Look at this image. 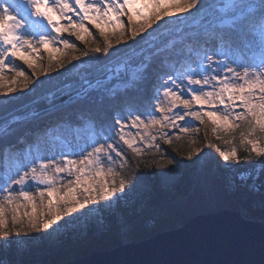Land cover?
Instances as JSON below:
<instances>
[{"label": "snow or ice", "instance_id": "obj_1", "mask_svg": "<svg viewBox=\"0 0 264 264\" xmlns=\"http://www.w3.org/2000/svg\"><path fill=\"white\" fill-rule=\"evenodd\" d=\"M3 2L4 0H0V4ZM163 2L164 0H19L17 3L16 0H7L8 6L2 7L0 12V44L3 45V49L0 50V88L4 83L2 78L12 71L16 73L13 82L22 76L25 80L29 79L23 71L12 67V59L23 60L31 54L25 51V48L33 49V44L24 37L22 29H30L33 34L38 35V44L44 48L62 44L64 48L74 49L73 43L67 39L60 40L59 37L67 33L76 40H82L81 34L86 33L95 40L88 27L92 25L100 31L101 37H104V45L101 47L98 44L91 51L93 54L103 52L107 56L112 45L105 36L106 29L111 28L115 32L124 28L126 25L121 19L122 16L128 15L130 25L133 16L143 18L145 9L150 6L159 7ZM197 5L198 0H191L188 5L178 4L177 8L180 13H190L191 9H197ZM226 7L237 10L251 8L252 5L227 0ZM258 7L260 39L249 63H241L239 59L232 58L228 47L232 37L222 32L215 33L213 30L216 24L209 20L201 26L202 33H192L184 38L190 45L189 52L192 55L185 58L186 67L183 71L173 70L172 74L164 75L156 71L152 74L155 83L148 107L144 111L128 107L126 118H122L119 111H116L114 123L101 121L99 131H93L92 127L96 123L93 108L98 102L89 95L94 89L100 88L99 82L92 85L85 81L76 91H72L70 85L65 86L68 89L64 91L67 99H61L59 105L53 104V110L70 103L86 102L89 112L87 130L90 134L82 143L65 144L64 148L68 151L59 153L63 157L62 160L47 157L49 163L41 159L37 164V158L30 159L25 156L22 160L14 161L7 171H0V195H3V199L0 200V230H3L0 231V239L9 236L5 230L8 226L6 210L14 212L11 219L13 225L23 223L20 220V209L23 207L24 216L28 220L27 226L33 230L38 226L44 229L51 228L52 232H56L63 226L55 223L62 220L61 212L69 215L79 212L80 216H84L86 213L81 211L83 209L94 211L97 206H104L110 201L120 199L126 187L127 190H131L140 177L129 180L116 169V175L122 177L119 179L118 187H108L107 179L103 185L90 181L93 178L99 181L105 166L110 175L114 171L113 165L119 164L121 168L126 166L123 146L135 155L146 154L153 148L161 151L160 145L156 143L157 135L150 134L147 130L150 128L158 126L159 137L163 139L164 144H169L172 139L170 133L173 130L178 133L189 132V119L203 124L207 118L213 125L212 130L217 134V139H223L226 144L236 145L228 151L215 148L214 145H206L215 148L225 166L231 167L242 163L238 149L248 156L254 154L256 157L264 158V143L261 142V138L264 137V0H261ZM164 11L170 13L171 9ZM154 17L156 21L162 18L160 12L154 13ZM187 18L183 17L185 20ZM235 19L239 17L224 20L220 26L230 25ZM45 27L56 35L51 39L47 38ZM152 27L151 21L146 24V28ZM143 30V27L139 29L130 27L128 33L130 39L135 41ZM124 35V32H119L121 38ZM209 38L219 42V48L211 55L204 47ZM121 43L122 40L117 39V45ZM56 50L59 51V47H56ZM81 56L88 57L89 52H83ZM213 56L217 57L215 61ZM221 57L223 59H220ZM73 59L80 58L74 56ZM136 71L137 69H133V80L141 78L135 75ZM229 73L231 75H228ZM236 80L240 83H235ZM14 91L15 88L7 89V92ZM156 113L160 115L157 116ZM133 128L137 129L135 134L130 132ZM164 128L168 131H163ZM191 130L198 132L199 127L192 126ZM219 132H223L225 136L221 137ZM168 163L171 164L173 161L169 160ZM261 164L264 165V159H261ZM50 169L54 171L52 176L48 174ZM64 177L72 179H67L66 183L61 184L60 180ZM111 183L115 184L116 181L113 180ZM34 186L40 190L33 193ZM69 196L72 197L70 201L66 199ZM45 197L48 210L42 212L37 219L27 209L31 208L32 212H35L37 203L42 202ZM13 200L19 201L15 208ZM54 200L60 201L56 204V211H52ZM48 217H51L55 227L49 223ZM72 219L76 217L72 216ZM68 223L69 221H64V225Z\"/></svg>", "mask_w": 264, "mask_h": 264}, {"label": "trees", "instance_id": "obj_2", "mask_svg": "<svg viewBox=\"0 0 264 264\" xmlns=\"http://www.w3.org/2000/svg\"><path fill=\"white\" fill-rule=\"evenodd\" d=\"M225 2L226 0H198L197 9H193L186 20L183 17L165 18L161 23L162 25L160 24L161 26L156 25L148 31L141 32L135 41L129 36L126 42L119 45L110 42L112 47L107 56L103 52L93 54L91 50L96 45H91L80 52H73L71 57L61 61L53 60L50 55L47 56L46 71L43 75H38L39 81L32 85L28 93L6 95L0 98V153L5 144L14 142L29 131L39 130L43 124L55 118L67 119L70 123L88 122L89 112L84 101L62 105L53 110V104L59 105L61 99H67L64 96V91L68 90L65 86L70 85L71 90L76 91L83 86L85 81L92 85L99 82L100 88L94 89L89 94L98 102L93 108L95 127L98 130H100L101 121L114 123L113 117L116 111H119L121 116L128 107L144 111L150 102V89L155 83V77L152 74L159 71L160 75H164L169 72L166 63L176 65L184 60L187 51L185 45H188L184 38L192 33H202L201 26L209 20L214 22L215 17H219L221 14L228 16L231 20L237 16L239 19H235L230 25L225 24L222 27H216L214 32L230 35L238 51L250 58L257 45L256 33H251L250 27L255 26L260 20L258 6L261 0H254L250 3L243 0L237 1L236 3L245 5L252 4V7L245 13L234 16L230 13L231 8H226ZM166 21L169 22L166 23ZM103 45L104 42H101L100 46ZM157 50L159 51L157 52ZM83 52H89V56H81ZM150 52L157 54L149 55ZM188 54L191 53L188 52ZM74 56L80 59L74 60ZM123 63L128 65L131 63L133 68L136 67L135 64L137 66L139 63L142 64L143 69L136 75L141 78L133 80L125 71H116L115 67ZM119 80L123 82L119 83ZM178 143L176 145H181ZM120 144L122 145V143ZM123 151L127 164L120 169V172L129 180L140 177L131 190H127L126 187L125 192L127 194L131 193L132 196L136 197H141L140 194H144L149 200L147 203L150 205L162 200H158L160 197H165L166 200L169 196L170 199L176 196L175 192L177 193L182 183L180 179L182 175L176 170L174 164L168 163L171 158L157 150L135 155L126 146H123ZM212 152H207L212 154L211 156H205L204 164L208 167V173L203 176V178L205 177L204 180L202 181V178L198 183L200 189H196V194L191 195L186 200V204L173 209L172 214L159 217L157 220L159 224L175 228L199 214L219 211L228 206L236 207L242 202L251 205L252 202L257 204L262 199L264 200V165L261 164L260 158L254 154L248 156L247 153L238 149L242 163L234 165V170L230 168L223 170L214 148ZM212 157L213 159H211ZM216 162V171L213 173L209 171V166L214 167ZM257 168L260 169L257 181L262 189L261 195L254 198L250 195L228 198L226 192L220 187L219 182L221 181L219 180L222 178L226 180L231 176L236 181V176L239 173L251 172ZM113 232L110 231L109 237L104 240L96 241L93 239V241H88L79 250L76 249L67 253L56 251L47 259V262L48 264H59L82 257L92 250H97V248L106 250L117 246L119 243ZM68 254L71 257L65 260L64 257L65 255L69 256ZM6 264L27 263L20 259H9Z\"/></svg>", "mask_w": 264, "mask_h": 264}, {"label": "rangeland", "instance_id": "obj_3", "mask_svg": "<svg viewBox=\"0 0 264 264\" xmlns=\"http://www.w3.org/2000/svg\"><path fill=\"white\" fill-rule=\"evenodd\" d=\"M165 1L166 0H164V2ZM174 1H180L184 5H188L191 2V0ZM237 1L240 0H233V2L235 3ZM243 1H247L246 3H250L254 0ZM16 2L19 3V0H16ZM225 4H227V0ZM5 6H8L7 0H4V2L0 4V10H2V7ZM176 6L170 8V13L155 10L154 13H161L162 18L160 21L155 20L154 14L146 17L143 16V18L133 16L129 25L128 15L126 14L121 17L126 26L124 28L118 29L115 32L111 28L106 29L105 36L108 38L109 42H114L116 44L117 39H121L122 43H124L129 38L128 33L130 27L137 29L143 27V31H148L149 29L146 28V24L150 21L153 23L154 27L156 25H160L165 18H182L190 14L187 12L180 13ZM249 9L251 8L244 7V9L241 8L237 10L230 9V13H232V16H234L243 14ZM192 10L193 9H191L190 12ZM224 20H231V18H229L228 16L226 17L224 14H221L219 15V17H215L213 23L216 24V27H219L221 25V22ZM259 25L260 20L256 23L255 26L250 27L251 33H256L257 44L259 43L260 39L258 32ZM88 27L95 36V40H93L92 37H89L86 33L81 34L82 40H76L75 37L68 36L67 33H63L59 37L60 40L67 39L70 43H73L75 46L74 49L64 48L62 44H57L55 47L50 46L49 48H44L43 46L38 44L39 36L33 34L30 29H26L25 34L33 40L34 50L39 57V62L37 63L36 61H34L30 64L32 65V67H29L28 69L15 68L16 70L23 71L25 73V76L29 77L28 80H25V78L22 76L16 79L15 82H13V78L16 75L15 71L7 74L5 76L7 82L3 83V87L0 88V98L5 97L6 95L12 96L22 95L21 93H28L31 90L32 85L35 82L39 81L38 75H43L46 71L48 62V59L46 58L47 56L50 55L52 56L53 60L57 59L56 61H61L65 58L71 57L73 52H80L82 49H87L91 45H96L97 47L98 44L100 45L101 42L103 43L104 37H101L100 31L96 28H93L92 25H88ZM45 29L47 28L45 27ZM215 30L216 29H214L213 31ZM119 32H124L125 35L121 38L119 36ZM55 35L56 34L52 33L51 30H49L48 35L46 34L47 38L49 39H51ZM56 47H59V51L56 50ZM185 47L187 51L184 56V60L178 62L176 65L167 63L165 64L169 68L168 74H172L173 70L183 71L186 67L185 58L192 54H188L190 45H185ZM204 47L208 49V52L211 55L219 48V42L214 38H209L208 42L204 44ZM228 47L233 59H239L241 63L250 62V58L238 51L233 40ZM216 59L217 57L213 56V60L215 61ZM220 59H223V57H221ZM225 63H227V60H225ZM135 66L136 67L133 68V65L131 63L129 65L123 63L116 66L115 70L125 71L129 75V78H131L133 77V69H137L135 75H137L143 69V65L140 63L138 64V66L135 64ZM12 67L14 66L12 65ZM33 72H35V76H33ZM228 75L231 74L229 73ZM129 78L127 77V80ZM122 82L121 80H119V83ZM235 83L239 84L240 81L236 80ZM8 88H15V91L7 92ZM150 90L151 96L152 92L154 91V87L152 86ZM156 115L159 116L160 114L156 113ZM121 117L126 118V111ZM188 126L190 127V130L187 133H178L176 130H173V132L170 133L172 139L169 144H164L163 139L159 137L158 126L155 128L147 129L150 134L157 135L158 138L156 143L160 145L161 152H163L166 157L171 158V160L173 161L172 164L176 166V170L182 175V178H180L182 180V183L180 184V189L177 191V193L175 192L176 196H174L173 198L171 197V199L169 196L166 200L165 197H160L158 198V200H162H160L158 203L156 202L153 205H150L149 203H147V201L149 202V200L146 199L144 194H140L141 197H136L132 196L131 193H129L131 195L130 196L125 192L120 199L110 201L104 206H97V209L94 211H89L88 208L81 210L86 213V215L84 216H80L79 212L73 213L71 215L61 212L62 220L59 222V224L63 226L58 228L56 232H52L51 228H42L40 231V228L38 227L33 230L30 229L27 226L28 224L24 222H18L16 225H13L11 223V219L14 215V212L12 210H6V219L8 220V226L5 230L8 231L9 236L7 238L0 239L1 264H6L9 259H20L22 260V262L24 260L27 264H48L47 259H49L50 256L53 255L56 251H64L65 253H67L72 250H79L90 240L93 241V239H96V241H100L108 238V235H110V231H114L113 235L116 238L117 242L119 244H122L126 242H138L160 231L169 229L170 227L159 224L157 220L159 219V217H166L172 214L173 209L175 210L181 205L186 204V200H188L191 195L193 196L196 194V189H200V184L198 183L201 181L203 176H206V173H208V167H206L204 164L205 156H211L212 154L207 152H212L213 149L211 147H207L206 145L214 144L215 148H219L225 151L231 150V148L234 147L233 144L224 143L223 139H217V134H215L212 130L213 125L207 118H205L203 124H199L198 122L191 121L189 119ZM192 126H198L199 131L197 132L191 130ZM88 127L89 125L87 121L83 123H70L67 119L62 120L61 118H55L50 122L43 124V126L39 130L29 131L26 133V135L24 134L25 136H20L12 143L13 146L2 150L0 153V171H6L13 165L14 161L22 160L25 156L30 159L33 157L37 158V164L41 159H43L45 163H49L47 157H56V159L61 160L63 159V157L60 156L59 153H61L62 151H68L66 148H64V145H75L77 143L84 142L87 136L90 134L87 130ZM92 127L93 131H99L95 127V125ZM136 131L137 129L135 128L130 129V132L132 134H135ZM163 131L167 132L168 129L164 128ZM218 134L221 137L225 136L223 132H219ZM45 137H47L48 139L46 140ZM227 138L230 139L231 137ZM137 139H139V137H137ZM182 140H184V142H182ZM177 141L181 142L178 143ZM261 142L264 143V137L261 138ZM42 143L47 144L41 145ZM176 143L181 145H176ZM151 150L156 149L153 148ZM216 155L218 158V162L220 163L223 170L228 168L234 170V165L231 167L225 166L217 152ZM7 157H9L8 162L6 161ZM213 157L211 159H213ZM215 164L216 165L214 167L212 165L209 166V171H212L213 173L216 171L217 162ZM106 168L107 166H105V171L103 172L99 181L93 178V180H91L90 182L103 185L104 180L107 179L109 181L108 187H118L119 179L122 177L116 175V169L120 170L121 166L119 164L113 165L114 171L111 175L107 173ZM259 171L260 169L257 168L256 170L251 172L239 173L236 176V181L231 176H229L226 180L222 178L219 180L221 181L219 182V185L226 192L227 197L230 199H233L235 197H247V195H250L252 198H254L255 196L261 195L260 193H262L260 184L257 181ZM218 173L219 172L217 171V174ZM48 174L54 175V171L50 169ZM61 176L63 175L61 174ZM204 178L202 179V181L204 180ZM67 179H72V177H64L60 180V183H66ZM113 180L116 181L115 184L111 183ZM38 190L40 189L35 186L32 189L33 193ZM64 190L65 189H61V191ZM68 198L70 200V198L72 197H67V200ZM2 199L3 195H0V200ZM42 202L47 203V197H45ZM17 203H19V201L13 200V208H15ZM225 209L236 210L245 219L264 221L263 199L260 203L257 204L255 202H252L250 205L248 203L242 202L236 207L228 206ZM27 210L32 215L36 212H39L41 210L40 202L37 203L35 212H32L31 208H28ZM20 212H22V214L24 215L25 209L21 207ZM72 216H75L76 219H72ZM21 218L22 215L20 216V220H22ZM24 218L27 220V217ZM65 220L69 221L67 225H64ZM48 221L49 223H52L51 218H49ZM52 226L55 227V223H52ZM70 257V255H65L64 258L66 260Z\"/></svg>", "mask_w": 264, "mask_h": 264}, {"label": "water", "instance_id": "obj_4", "mask_svg": "<svg viewBox=\"0 0 264 264\" xmlns=\"http://www.w3.org/2000/svg\"><path fill=\"white\" fill-rule=\"evenodd\" d=\"M59 264H264V221L232 209L207 212L138 242Z\"/></svg>", "mask_w": 264, "mask_h": 264}, {"label": "bare ground", "instance_id": "obj_5", "mask_svg": "<svg viewBox=\"0 0 264 264\" xmlns=\"http://www.w3.org/2000/svg\"><path fill=\"white\" fill-rule=\"evenodd\" d=\"M178 4H182V2H177V1H174V0H166L164 3H161L160 5H159V7H156V6H150L148 9H145L144 10V12H143V16L144 17H146V16H150V15H152V14H154V12H155V10H160V11H164L165 9H169V8H172V7H174V6H176V5H178ZM137 6H139V5H137ZM177 7V6H176ZM0 12H2V10H0ZM49 30L50 29H45V32H46V34L48 35L49 34ZM22 31V33L24 34V37L26 38V39H28L32 44H33V40L32 39H30L29 37H28V35H26L25 34V31H26V29H22L21 30ZM0 49H3V45L2 44H0ZM25 51H29V52H31V54L30 55H28V56H26L25 57V59H23V60H18V59H12V65L14 66V68H16V69H25V68H29V65L31 64V63H33L34 61H36L37 63L39 62V57H38V55L36 54V51L34 50V44H33V49L32 50H29V49H27V48H25ZM25 60L27 61V62H25ZM7 74H9V73H6V75ZM5 75V76H6ZM5 76L2 78L3 79V82L5 83V82H7V80L5 79ZM25 138V137H24ZM45 139L47 140L48 138L47 137H45ZM21 140V139H20ZM12 143L13 142H11V143H8V144H5V146L3 147V149L2 150H5L6 148H8V147H10V146H13L12 145ZM47 143H49V142H47ZM47 143H42L41 145H43V144H47ZM15 145V144H14ZM14 152V151H13ZM13 152H11V153H13ZM10 153V154H11ZM62 160V159H61ZM6 161L8 162L9 161V157H7L6 158ZM8 170V169H7ZM6 170V171H7ZM63 175V174H62ZM49 176H52V175H49ZM67 199V198H66ZM68 200H69V198H68ZM70 200H71V198H70ZM69 200V201H70ZM57 203H60V201H58V200H54V203H53V206H52V211H55V206H56V204ZM40 208H41V210L39 211V212H36V213H34L33 215L34 216H36L37 217V219H39V217H40V215H41V213L42 212H45V211H47L48 210V203H43V202H40ZM6 215H7V211H6ZM21 215H22V220H23V222L24 223H27L28 224V220H26L24 217V215L22 214V212H21ZM92 215V214H91ZM90 215V216H91ZM49 218H51V217H48V219ZM60 221H57V222H55V223H59ZM30 229H32L30 226H28ZM39 228H40V231H41V229L43 228V227H41V226H38ZM37 227V228H38Z\"/></svg>", "mask_w": 264, "mask_h": 264}]
</instances>
